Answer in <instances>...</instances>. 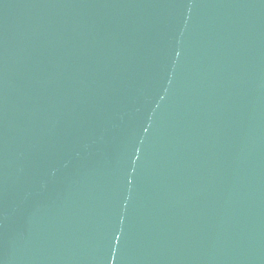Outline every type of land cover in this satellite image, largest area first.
Wrapping results in <instances>:
<instances>
[{
    "label": "water",
    "instance_id": "95a60500",
    "mask_svg": "<svg viewBox=\"0 0 264 264\" xmlns=\"http://www.w3.org/2000/svg\"><path fill=\"white\" fill-rule=\"evenodd\" d=\"M0 264H264V0H0Z\"/></svg>",
    "mask_w": 264,
    "mask_h": 264
}]
</instances>
